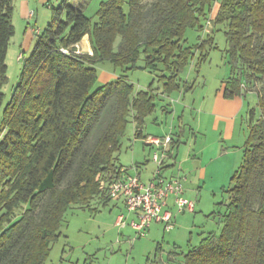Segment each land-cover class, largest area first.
Wrapping results in <instances>:
<instances>
[{
  "label": "trees",
  "instance_id": "1",
  "mask_svg": "<svg viewBox=\"0 0 264 264\" xmlns=\"http://www.w3.org/2000/svg\"><path fill=\"white\" fill-rule=\"evenodd\" d=\"M89 1L69 6L66 21L56 10L32 54L22 55L23 71L5 107L0 137V264H47L68 210L108 205L110 184L128 174L117 153L131 119L134 138L148 136L145 120L157 107L152 84L136 91L122 73L95 88L97 64L108 60L126 72L137 69L144 54L142 68L160 72L163 94L192 90L180 73L196 53L197 68L209 58L217 24L224 25L228 44L226 95L255 91L262 113L255 119L249 111L222 233L204 237L184 253V263L264 264V0H220L214 17L215 0H127L128 10L125 0H108L95 23L84 13ZM13 13V0H0V105L9 80ZM208 21L212 31L205 29ZM190 27L202 33L195 46L186 45ZM87 34L92 54L61 51L74 49ZM171 135L162 174L166 160L177 159L179 141Z\"/></svg>",
  "mask_w": 264,
  "mask_h": 264
},
{
  "label": "rangeland",
  "instance_id": "2",
  "mask_svg": "<svg viewBox=\"0 0 264 264\" xmlns=\"http://www.w3.org/2000/svg\"><path fill=\"white\" fill-rule=\"evenodd\" d=\"M105 1L108 0H90L84 5V13L93 23L98 21V11ZM219 2L220 0L214 1L213 9ZM82 4V0H13L15 34L11 39L7 53L9 80L3 86L4 100L0 105V137L3 136L2 133H5L1 131L5 107L12 98L24 67V59H18L19 55L21 54L26 58L32 54L39 36L52 21L56 10L61 9V19L66 21L69 6L79 8ZM125 9L128 10L127 0H125ZM210 29L212 28L209 27L207 31ZM213 33L215 43L209 58L200 63L197 68L196 62L199 54L196 53L191 64L180 73L182 80L189 81L193 85L192 90L184 91L181 89L170 95L163 94V81L158 77L160 72L155 73L142 68L145 64L144 54L138 60L139 67L126 72H123L121 68L117 69L108 60L102 61L96 66L98 79L95 88L116 79L122 73L128 75L130 81L135 84L136 91L148 89L152 84L154 92L157 93L155 100L157 107L145 120L144 134L160 135V133L167 131V133H173L175 138L181 136L180 155L186 151L187 154L190 153L188 157L190 159L188 163L183 164V157L178 158L174 162L175 166L172 172L176 174L183 167L184 172L180 171V173L186 176L183 181L184 187L190 189L186 195L195 202V211L177 212L176 219L173 218V227L170 230L166 229L165 222L154 220L146 231V235L138 236L137 231H134L130 226L123 230L117 226L119 214L124 213L128 216L129 214L121 203L116 204L114 198L108 205L101 206L99 210L69 209L66 214V222L61 229L62 235L53 244L47 264H167V256L171 251L178 252L173 254L175 264H185L184 253L199 245L204 237L222 233L225 214L228 212L231 202L229 188L232 172L242 160L241 158L236 160L234 164H231L232 168L230 166L231 170H229L228 165L233 155L226 153L221 157L219 154L220 147L235 150L234 146L243 152L250 130V117L248 113L239 116L233 140L224 139L215 144L214 138L217 135L211 132L206 137H209L213 142H211L210 148L213 145L215 148L209 151L206 149L200 155L192 145L195 138L190 128L195 125L198 111L201 109V97L210 92L213 93L230 74L226 60L228 44L224 25L217 24ZM200 34L202 35L200 31L190 27L185 35L186 45H197L200 42ZM82 42L85 46L84 40ZM80 50L81 53L85 52L82 47ZM92 53L93 50L90 54ZM106 71L111 74L109 79L103 76V74H107ZM255 96L257 97L256 93L255 95L253 93L248 94L247 101L254 112V118L258 119L262 112ZM177 102L182 104L178 109L175 107ZM186 104H191V106L185 108ZM134 130L135 124L131 119L123 139L122 148L117 153L119 156L118 163L131 168L132 163L137 159L136 161L142 163L143 180L147 178L149 180L158 167V164L152 160L154 149L146 144L144 138H134ZM201 141L200 138L199 144ZM179 148L175 149V154L178 153ZM201 166L207 169V176L206 179L200 180L198 187L196 183L199 176L195 175ZM191 167L197 172L187 178V175L191 173L189 170ZM168 174L169 170L166 175ZM126 221L127 224H130L128 220Z\"/></svg>",
  "mask_w": 264,
  "mask_h": 264
},
{
  "label": "crops",
  "instance_id": "3",
  "mask_svg": "<svg viewBox=\"0 0 264 264\" xmlns=\"http://www.w3.org/2000/svg\"><path fill=\"white\" fill-rule=\"evenodd\" d=\"M219 5H220V3H218L216 5V8H214L212 10V16L213 17L216 15V13L218 11V8H219ZM83 40L85 42V46L87 45L86 48H85V46H84V44L82 42ZM80 45L84 49L85 52L91 53L92 48H91V44H90L89 34L85 35V37L81 40ZM227 64L229 65L228 61H227ZM229 68H230V65H229ZM106 72H107V74H103V76L105 78L109 79L111 77V74L108 71H106ZM230 73H231V69H230ZM229 76H230V74H229ZM225 79L222 81L220 87L217 88L213 93L210 92L207 95H204L203 97H201V100H200L201 109L198 111V116L196 117V120H195L196 123H194L195 125L190 128L191 131H192V135L195 138L194 139V144H192V145L194 146L196 152H198L199 155L202 154L206 149H208V151H209V150H212V149L215 148L214 145H213L212 148H210V146L212 145L213 142L211 141V139H209V137H206L211 132H213L214 134L217 135L214 138L215 144H217L218 142L220 143L224 139L225 140H233L234 137H235V126L237 124L239 116L240 115L244 116L247 113L249 114V111L251 109V105L247 101L248 94L253 93L255 95L256 92L250 90V91H248L246 93V95H236L234 97H228L226 95ZM255 98L258 99V96L257 97L255 96ZM181 105H182L181 103L177 102V106H175V107H177V109H178L179 106H181ZM189 106H191V104L190 105L186 104L185 108L186 107L189 108ZM185 108H184V111H185ZM165 134H167V131L160 133V135H153V136H164ZM182 134H184V133L182 132ZM200 138L202 139L201 144H199ZM175 139L179 141V145H180L181 136H177V138H175ZM146 144L150 145L147 142H146ZM179 145H178V148H179ZM150 148H152L151 145H150ZM233 148H235V150H233L231 148H228V147H226V148L225 147H220V153L219 154L221 155V157H223L222 155H226V153H228V154L231 153L233 155L232 159H231V162L228 165L229 166V170H231L230 169L231 164H234L236 162V160H240V158L242 160V156L241 155H243V152H241L240 149L237 150L236 147H234V146H233ZM179 151H180V148L178 150V153L176 154L177 159L180 158V157H183L182 158L183 164L184 163H188V161L190 159V158H188L190 156V153H188L189 154L188 155L186 153V151H185L184 153H182L183 156H181L182 154L180 155ZM177 159H170L169 161L166 160V163L164 164L165 168L163 169V174L166 177L169 178V177H176V176L183 175L182 173H180V171L184 172V169H183L182 166H181L182 168L179 169L178 173L175 174L174 172H172V169L175 166L174 162H176ZM136 160H135V162L132 163L131 168H129V166H127V165H124L125 167H123V168H128V171H127L128 174H133L136 171L140 172V174H141V169L143 168V167H141L142 163H140V162H138ZM180 162H181V160H180ZM135 163L139 164L140 169H138V170L136 169ZM202 166L200 167L198 172L196 171L197 174L195 175V176H199L198 177L199 180L196 183V185L198 187H199V184L201 182L200 180L204 179L207 176V169L206 168L205 169L202 168ZM133 167H135V169H133ZM203 167H205V166H203ZM237 167H236V169H237ZM231 168H232V166H231ZM166 170L167 171L169 170V174L168 175H166V173H167ZM189 170H190L191 173H189V175H187V178H188V176H193V174L196 173L193 167H191ZM199 172H200V174H199ZM233 173L234 172H232V174ZM201 175H202L203 178L200 177ZM141 177H142V174H141ZM142 179H143V177H142ZM147 180H148V178L146 180H144V181H147ZM188 190L190 192V189L185 188V196L189 198V196L186 195ZM114 200H116V204L117 205L121 203L125 207V209L127 210V208L125 206V203H124L122 198H114ZM165 211H170L172 213V218L176 219L177 211H176V207H175V204H174V199L172 197L168 200L167 205H165L163 207V212H165ZM127 212H128L130 217L128 215H125L124 213H121V214H119L118 219L121 216L123 218H125L126 220H128V222H130L131 220H138L139 219L137 211H128L127 210ZM118 219H117V221H118ZM158 222H163V221H158ZM117 226H119L120 229H122V230L125 227H127V226H130L134 231L136 230L130 224H126L125 226H120V225L117 224ZM121 232H123V231H121ZM171 252L167 256V260H166L167 264H171L175 260L174 255H171ZM171 259H173V261H171ZM174 263H175V261H174Z\"/></svg>",
  "mask_w": 264,
  "mask_h": 264
},
{
  "label": "built area",
  "instance_id": "4",
  "mask_svg": "<svg viewBox=\"0 0 264 264\" xmlns=\"http://www.w3.org/2000/svg\"><path fill=\"white\" fill-rule=\"evenodd\" d=\"M211 26V21H208L206 31ZM80 48V44L77 43L74 49L61 48V51L65 54L81 53ZM21 58L22 55L20 54L18 59ZM145 140L153 146L152 160L158 164L152 177L144 181L139 172L136 171L133 174H127L123 178L114 180L109 187L111 197L122 198L128 211L138 212L139 219L130 221V225L136 229L138 236L146 235V231L154 220L163 221L167 230L172 229V213L170 211L163 212V207L167 205L171 196L174 199L176 211L179 213L194 212L196 207L195 202L184 195L183 181L185 177L167 178L161 172V165L171 151V133L164 136L149 135ZM122 170H125V168H122ZM117 224L125 226L127 221L121 216Z\"/></svg>",
  "mask_w": 264,
  "mask_h": 264
}]
</instances>
